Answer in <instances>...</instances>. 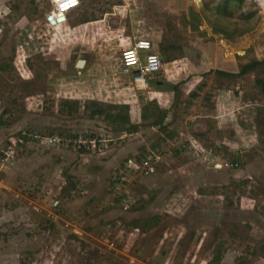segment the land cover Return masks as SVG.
I'll use <instances>...</instances> for the list:
<instances>
[{"label":"rangeland","instance_id":"obj_1","mask_svg":"<svg viewBox=\"0 0 264 264\" xmlns=\"http://www.w3.org/2000/svg\"><path fill=\"white\" fill-rule=\"evenodd\" d=\"M80 1L53 28L49 0H0V264H264V66L216 74L264 60V0ZM136 38L162 60L144 88ZM149 149L154 175L126 165Z\"/></svg>","mask_w":264,"mask_h":264},{"label":"built area","instance_id":"obj_2","mask_svg":"<svg viewBox=\"0 0 264 264\" xmlns=\"http://www.w3.org/2000/svg\"><path fill=\"white\" fill-rule=\"evenodd\" d=\"M51 10L48 17H52L55 20L62 15L64 17L63 22H55L54 25L50 24L48 19L46 23L53 28H59L67 21L68 15L78 9L81 5L80 0H49ZM162 65L161 58L153 52L152 43L145 39H134L131 46L125 47L119 56V72L123 76H130L133 83L146 87L150 79L154 74L160 71ZM29 138L39 139L37 136L30 135L26 132H21L16 140H9L6 144L4 155L6 157H13V149L24 144V141ZM40 142L45 148L59 146L61 143L65 145H73L79 148H92L96 149V141L85 140L82 137H74L72 139H60L58 137H43ZM163 162V154L158 150L149 149L143 157H130L126 160V165L133 168L137 173L142 176H152L156 173L158 166ZM218 169H226L227 164L223 165L222 162L215 164Z\"/></svg>","mask_w":264,"mask_h":264},{"label":"trees","instance_id":"obj_3","mask_svg":"<svg viewBox=\"0 0 264 264\" xmlns=\"http://www.w3.org/2000/svg\"><path fill=\"white\" fill-rule=\"evenodd\" d=\"M236 1H238V0H236ZM229 6H228V0H224L223 1V4H222V7H220V8H218V10H219V12H220V15L222 14L223 16H225L226 17V15H228L229 14ZM213 33L214 34H218L219 33V29L217 28V27H215V26H213ZM227 30V29H226ZM246 31L245 30H242L241 31V34L243 33H245ZM224 35H225V37L228 39V34L226 35L225 33H224ZM258 66H264V60H262V61H252V62H250V63H247V64H245V65H243L242 67H241V70L239 71V73H237V74H233V73H225V72H222V71H216V74H218V75H223V76H225V77H235V76H242V75H245V74H247V73H249V72H251V71H253L254 69H256ZM259 83V82H258ZM159 86V84H157V83H155L154 84V87H158ZM172 89H173V91H175L176 90V86H173L172 87ZM97 113H99V112H97ZM166 114H167V111H165V110H163L162 112H160V116H161V118H165V116H166ZM144 118H145V115H142ZM161 120V119H160ZM122 122H127V118H125V121H122ZM136 126L135 125H130V130L131 131H134V130H136Z\"/></svg>","mask_w":264,"mask_h":264},{"label":"water","instance_id":"obj_4","mask_svg":"<svg viewBox=\"0 0 264 264\" xmlns=\"http://www.w3.org/2000/svg\"><path fill=\"white\" fill-rule=\"evenodd\" d=\"M47 19H48V21H50V24L51 25H54L55 24V22H63L64 21V17L62 16V15H60L57 19H56V21L55 20H52V17H47ZM84 61L83 60H79V61H77V63H76V67H78V68H82L83 67V65H84Z\"/></svg>","mask_w":264,"mask_h":264},{"label":"crops","instance_id":"obj_5","mask_svg":"<svg viewBox=\"0 0 264 264\" xmlns=\"http://www.w3.org/2000/svg\"><path fill=\"white\" fill-rule=\"evenodd\" d=\"M85 62V61H84ZM84 65H85V63H84ZM83 65V66H84ZM124 85H126V84H124ZM125 89H127V86H125ZM140 117H141V115H140ZM140 117H138V118H140ZM39 143H41L40 141H39ZM41 145L43 146V144L41 143ZM50 148H53V147H50ZM47 149V148H46Z\"/></svg>","mask_w":264,"mask_h":264}]
</instances>
